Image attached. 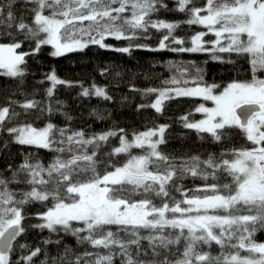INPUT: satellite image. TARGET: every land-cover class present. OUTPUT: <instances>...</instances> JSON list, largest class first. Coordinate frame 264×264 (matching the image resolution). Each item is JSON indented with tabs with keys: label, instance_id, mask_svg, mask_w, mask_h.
Segmentation results:
<instances>
[{
	"label": "snow or ice",
	"instance_id": "6c2138e0",
	"mask_svg": "<svg viewBox=\"0 0 264 264\" xmlns=\"http://www.w3.org/2000/svg\"><path fill=\"white\" fill-rule=\"evenodd\" d=\"M14 2L9 0L7 12L0 6V24L6 19L7 28H15V33L0 32V36L13 37L10 43H0V75L21 78V82L26 73V57L39 53L43 46H51L54 50L51 55L59 57L81 51L89 43L108 47L103 43L107 37L130 40L138 31L147 33L149 28L167 30L157 50L167 48L165 41L170 37L174 44L185 43L172 36L178 24L150 19L159 7H167L162 0H25V5H34L30 9L31 24L22 18L17 22L12 11ZM178 4L179 11L189 13L186 24L202 25L217 39L204 41L207 33L200 32L191 38L190 47L170 50L236 53L250 58L253 71H264V0H206L202 7L196 6L193 0H178ZM129 8L130 17L124 15ZM85 21L89 22L87 26ZM18 34L35 41L32 52L18 51L22 49V41L15 39ZM221 38H226L228 43L223 44ZM205 44H211L212 48H206ZM115 50L130 51L127 47ZM46 78L52 85L47 90L48 96L53 95L56 85L66 83L58 79L54 71ZM165 83L180 85L189 81L173 77ZM191 83L195 86L148 89L149 93H157V98L140 107H151L162 113L164 102L169 99L195 97L211 101L214 107L200 104L195 109L204 115L203 119L189 121L187 115L181 117L183 127L199 134L206 133L216 143L230 138L231 133L226 129L238 128L252 147L222 152L218 161L210 154L203 161L199 156H193L177 163L175 158L159 150V146L166 143L164 133L168 127L160 125L134 133L131 140L120 135L119 147L109 155L125 154L128 159L123 166L101 171L99 165L103 162L95 158V148L100 142L124 133V129L90 138H85L83 131L66 135V129L57 128L53 123L40 129L30 124L4 129L5 121L19 114L14 110L10 113L9 107H0V130L14 134L15 143L57 153L48 164L29 154L15 170L8 166L10 177L0 173V264H19L12 258V253L18 237L26 232L24 206L32 203H40L46 208L38 214L42 223L32 227L53 233L63 231L93 248L108 250L106 254L85 252L84 256L94 257L85 264H113L117 255L125 257L122 264H264V243L254 238L257 230H264V79L253 76L250 82H232L218 94L215 92L218 85H201L196 79ZM82 95L111 99L104 88L96 86L92 92L84 89ZM37 106L35 100L20 105L25 110ZM88 145H95L91 154L85 147ZM4 147L7 148V144ZM134 148L147 150L142 155H133ZM65 153L68 155H63ZM227 156L231 158H225ZM161 162L165 165L163 169ZM206 169L213 171L209 173ZM221 169L232 178L231 184H211L197 189L211 192L202 197H189L187 192H182L184 199L175 201L170 196V184L181 191L173 183L174 178L182 179L187 173L205 180L210 175L215 179V173ZM11 184L30 187L17 192L10 190ZM152 195L161 198L159 206L153 203ZM142 229L148 234L142 235ZM167 229H172L176 235H166ZM121 232L125 234L123 238ZM142 240L148 241L154 257L161 255V249L171 251L170 246L179 245L181 240L184 247L175 260L165 256L159 261L146 262L134 259L130 250L135 246L136 256L147 255L142 250ZM52 242L44 241L45 244ZM213 243L221 249L236 251L221 252L218 256L203 251V246L211 247ZM18 247L25 249L28 246L21 243ZM41 251L36 247L20 260L32 264ZM76 264H80V257L76 258Z\"/></svg>",
	"mask_w": 264,
	"mask_h": 264
},
{
	"label": "trees",
	"instance_id": "16d2710c",
	"mask_svg": "<svg viewBox=\"0 0 264 264\" xmlns=\"http://www.w3.org/2000/svg\"><path fill=\"white\" fill-rule=\"evenodd\" d=\"M167 7H159L157 12L151 14L153 21L163 20L179 25L172 33V36L185 41L183 45L172 43L171 37L165 43L167 48L159 49V44L167 32L166 29L149 28L147 33L137 32L133 39H114L107 37L103 41L108 47H100L97 44L89 43L81 51L69 52L63 56H53L54 51L51 46H43L39 53L26 57L27 65L25 76L22 78H11L0 75V107H9L10 113L14 110L19 115L11 117L4 123V129L31 125L38 129L45 127L48 123H53L57 128L66 129V135L77 131H83L85 138L99 135L108 131H119L124 129L115 137H110L107 142H100L98 148L95 145L85 146L91 154L95 148V158L102 161L99 170H112V166H123L128 159L127 155H109L113 149L119 147L120 135H126L128 139L133 138L134 133L147 131L160 125H167L164 137L166 143L159 146V150L170 158H175L177 163L183 160H190L193 156H199L206 160L213 154L217 161L220 153L230 149H240L252 147L246 140L244 133L238 128L226 129L231 133L227 141L216 143L206 134H199L194 130L183 127L184 121L181 117L187 115L189 121H199L203 115L195 109L200 104L211 106V103L195 97H178L164 102L163 112L157 113L151 107H140L149 105L157 98V93H149L148 89H165L174 87H193L191 81L196 79L201 85H218L215 89L218 94L228 84L232 82H250L253 76L264 79V71H253L250 58L236 53H219L216 51L181 52L170 49L190 47L191 38L205 29L200 25H188L185 21L189 18L187 10L179 11L178 0H162ZM9 0H0V6L7 12ZM196 6H205L206 0H193ZM116 5H114L115 7ZM34 5H25V0H15L12 3V11L19 19L26 23H32V12ZM188 7H191L189 5ZM130 17L131 9L124 14ZM8 21L5 19L0 24V32L12 31L15 28H7ZM89 22L85 21L87 26ZM213 34V33H212ZM206 34L204 41H215L214 34ZM131 35V32H129ZM17 41H22V49L18 51L32 52L35 41L24 39L23 34L16 35ZM85 39H88L85 37ZM13 37L0 36V43H10ZM226 45V43H224ZM129 48V52L116 51L119 48ZM206 48L211 49V44H206ZM151 49V50H150ZM214 57H220L215 59ZM2 71V70H0ZM55 72L58 79L65 81L64 84L56 85L52 96L47 95V90L52 86L46 78L47 74ZM183 74V75H181ZM173 77L181 80H188V84L180 85L166 84ZM93 86L104 88L111 97L105 100L95 95L84 96L82 92L88 89L90 92ZM35 100L37 107L33 109H23L20 105L26 101ZM15 101L16 103H11ZM51 109V111H49ZM191 113V114H190ZM203 137V138H201ZM57 138L58 134H57ZM7 144V148L4 145ZM74 148L79 146L73 145ZM147 149H132L133 155H142ZM31 154L32 158H38L42 163L48 164L57 153L47 149L35 148L32 146L19 145L14 142V134H9L6 130H0V173L5 177H10L11 172L8 166L15 170L23 163L26 156ZM67 156L68 154H63ZM225 158H231L227 156ZM165 165L161 162V169ZM201 167H206L202 165ZM211 173L212 169H206ZM180 176L178 171L177 177ZM173 183L181 189L177 191L172 185H168L170 196L175 201L184 199L182 192H187L189 197L210 195L211 192L197 191L207 185L225 183L231 184L232 178L223 170L215 173V179L210 175L207 180L199 176L193 177L184 174L182 179L174 178ZM28 185H9L10 190L19 192L21 189L27 190ZM153 203L161 204V198L152 195ZM139 199V197H135ZM171 204L172 201H169ZM24 221L26 232L18 237L14 247L12 258L19 261V264H26L20 257L27 255L36 247L41 248V254L33 258L32 264H76V258L80 257V264L92 260V256H84L88 253L106 254L108 250L103 248H93L87 242H80L77 237L66 234L63 231L57 233L49 232L47 229H38L32 225L42 223L38 214L46 210L40 203H32L24 206ZM186 207V205H182ZM223 214V213H221ZM247 214V213H241ZM169 215H171L169 213ZM178 215V214H177ZM115 230V229H113ZM176 233L172 229H167L165 234ZM142 235H147V230H141ZM83 235V234H82ZM123 238L125 234L120 233ZM254 238L259 243H264V230H257ZM45 240L52 243L45 244ZM56 241H59L58 243ZM26 244L28 247L21 249L18 244ZM142 250L147 255L136 256V248L130 249L134 259L143 261L161 260L165 256L169 260H175L183 251L184 241L179 245L170 246L171 251L161 249V255L154 257L147 240L141 241ZM179 249V251H177ZM118 251V249H114ZM203 251L210 252L212 256H218L221 252L225 254L235 252L236 249H221L219 245L213 243L211 247L203 246ZM243 253V252H242ZM125 257L117 255L113 258V264H122Z\"/></svg>",
	"mask_w": 264,
	"mask_h": 264
},
{
	"label": "rangeland",
	"instance_id": "374dc122",
	"mask_svg": "<svg viewBox=\"0 0 264 264\" xmlns=\"http://www.w3.org/2000/svg\"><path fill=\"white\" fill-rule=\"evenodd\" d=\"M202 15L204 14V13H201ZM201 27H203L204 29H205V33H207V34H212L211 32H208V30L204 27V26H202V25H200ZM213 35V34H212ZM203 39H204V37H203ZM217 39V38H216ZM222 39V43L224 44V43H228V41H227V39L226 38H221ZM205 46H206V44H205ZM208 102H210L211 103V106H208V105H204V106H206V107H214L215 105L211 102V101H208ZM200 114H202V113H200ZM203 115V114H202ZM203 118H204V115H203ZM155 139V138H154ZM242 255H244L245 253H241Z\"/></svg>",
	"mask_w": 264,
	"mask_h": 264
}]
</instances>
